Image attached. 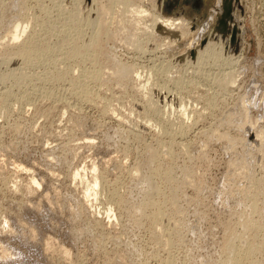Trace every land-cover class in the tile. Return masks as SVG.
<instances>
[{
  "label": "rangeland",
  "instance_id": "374dc122",
  "mask_svg": "<svg viewBox=\"0 0 264 264\" xmlns=\"http://www.w3.org/2000/svg\"><path fill=\"white\" fill-rule=\"evenodd\" d=\"M132 1L165 17L182 16L196 31L184 37L178 30L168 35L135 25L128 29L137 39L131 44L126 29L133 23L130 15L137 17L122 3L0 0V42H11L8 29L17 21L28 26L14 44L22 42L25 49L36 38L28 51L35 57L21 53L9 64L0 57V255L3 248L19 252L12 264H220L226 259L222 243L233 231L246 241L239 248L247 242L258 248L252 263L264 264V0H241V11L236 8L240 47L234 53L226 42L223 51L241 59L231 64L225 57H206L201 65L195 61L205 41L199 34L213 30L216 0ZM102 13L110 16L98 32ZM118 63L133 68L121 81L111 75ZM224 132L233 141L222 139ZM148 154L156 157L161 175L152 172ZM76 170L82 179L73 178ZM93 173L104 181L96 200L84 205ZM148 173L160 192H140L138 179ZM32 175L42 182L31 193ZM138 203L145 205L142 210ZM73 225L92 228L73 239Z\"/></svg>",
  "mask_w": 264,
  "mask_h": 264
},
{
  "label": "bare ground",
  "instance_id": "6f19581e",
  "mask_svg": "<svg viewBox=\"0 0 264 264\" xmlns=\"http://www.w3.org/2000/svg\"><path fill=\"white\" fill-rule=\"evenodd\" d=\"M78 1V0H77ZM80 1V0H79ZM93 1H95V0H93ZM106 1H108L109 3H110V5H114L116 2H117V4L118 3H122L123 5H125V6H127V11H128V13L129 14H133L134 16H136L137 17V19L135 20V18H132V15H130L131 16V21H133V23L131 24V25H128V27H127V29L126 30H131V31H133L134 30V28H135V25H136V27L137 28H140V25L142 24V26H143V28H145L146 30H149V31H151V32H154L155 33V30H157V29H159V30H163L164 32L166 31H168V32H170L171 33V31L172 30H178L179 31V33L182 35V36H184V35H188L189 33H191V35H192V33L194 32V31H196V30H191L190 29V22H189V20L188 19H184L182 16H175V17H165V16H162L160 13H158L157 11H156V13L155 12H151L149 9H147V8H145L144 6H142V5H140V4H138V3H134L132 0H106ZM155 0H153V3L155 4V2H154ZM222 1L223 0H216L215 1V4L213 5V8H212V14H211V18L210 17H208V18H210V19H212L213 20V18H214V21L216 22V20H217V18H218V16H220L221 15V13H222ZM244 1V0H243ZM56 2V1H55ZM76 2V1H75ZM152 2V1H151ZM72 3V2H71ZM79 3V2H78ZM100 3V2H99ZM99 3H97V4H99ZM160 3H161V1H160ZM232 6H233V8H232V18H231V20L230 21H227V26H228V28L229 29H232V28H235L236 29V37H237V42H236V46H237V48H236V51L234 52V53H237L238 52V50H239V47H240V38H239V34L240 35H242V33H243V27H242V23H241V21H242V19L239 17L238 18V12H236L237 11V9H239L240 11H241V0H233L232 1ZM253 3V2H252ZM95 4V3H94ZM152 4V3H151ZM57 5V4H56ZM79 5V4H78ZM77 5V6H78ZM116 5V4H115ZM153 5V4H152ZM160 5V4H159ZM253 5V4H252ZM251 5V6H252ZM58 6V5H57ZM76 6V7H77ZM95 6H96V4H95ZM151 6V5H150ZM154 6V5H153ZM59 7V6H58ZM148 7V6H147ZM152 7V6H151ZM150 7V8H151ZM243 7V6H242ZM93 8V7H92ZM94 8H96V10L95 11H97V6L96 7H94ZM154 8V7H153ZM237 8V9H236ZM253 8V7H252ZM112 8H110V10H111ZM248 9V8H247ZM264 9V8H263ZM91 10V9H90ZM154 11H155V9H154ZM98 12V11H97ZM253 12V11H252ZM96 14V13H95ZM108 14V13H107ZM104 16V20H101L102 19V17ZM107 16H110V14L109 15H107ZM107 16L106 15H104V13H102V14H99V20L97 21V23H98V28H97V31H98V29L99 30H102V28L104 27L103 25H104V21H105V19H107ZM112 16V15H111ZM148 17L149 19V21H150V23L149 24H147L146 23V21H148V20H145L144 18L145 17ZM97 17V16H96ZM89 18V17H88ZM109 20V19H108ZM61 21V20H60ZM88 21V20H87ZM208 22V21H207ZM88 23V22H87ZM105 24H106V22H105ZM212 24V23H211ZM81 25V24H80ZM91 25H93V24H91ZM113 25V24H112ZM207 25V24H206ZM27 26H28V22H19V21H17V22H14L12 25H11V27L8 29V34H9V37H8V39L9 40H11V42H9V43H6V44H4V42H0V57H2L1 59H2V62H5L6 61V63L5 64H9L10 62H13L14 61V59L15 58H17L18 57V55L19 54H21V53H24L27 57H35V55L33 54V53H30V52H28V51H32L35 47H36V38L35 37H32L31 39H30V41L28 42V44L26 45V48L25 49H23L22 48V42L21 43H19V44H14L13 42H17V40H19L20 38H21V35L23 34V32H25V30H26V28H27ZM88 26V25H87ZM96 26V25H95ZM121 26H123V28L125 27L124 25H121ZM210 26V25H209ZM118 27V26H117ZM194 27V26H193ZM112 28V27H111ZM203 28V27H202ZM124 29V31H126ZM194 29V28H193ZM201 29V28H200ZM200 29H199V31H200ZM63 30V29H62ZM61 30V31H62ZM93 30V29H92ZM95 30V29H94ZM106 31H105V33H106V35L109 37V35H111L112 33H110V34H108V32H107V29H105ZM128 30V31H129ZM63 31H65V29L63 30ZM67 31V30H66ZM81 31V30H80ZM118 31V30H117ZM241 31V32H240ZM99 32V31H98ZM111 32V31H110ZM167 32V33H168ZM61 33H64V32H61ZM66 33V32H65ZM64 33V34H65ZM69 33V32H68ZM83 33V32H82ZM92 33V32H91ZM91 33L89 34V35H91ZM198 33V32H197ZM52 34V32L50 33V35ZM77 34V33H76ZM128 34V36L129 37H131L132 39H131V44L133 43V42H136L137 41V39H136V37H134V35L135 34H133V32L131 33L130 31H129V33H127ZM130 34V35H129ZM147 34V33H146ZM54 35V34H53ZM78 35V34H77ZM85 35V34H84ZM97 32L96 33H94V35L91 37V39H90V45H92V44H95V42L97 41L96 39H97ZM106 35H104V36H106ZM113 35V34H112ZM116 35V34H115ZM125 35V34H124ZM168 35H169V33H168ZM167 35V36H168ZM180 35V36H181ZM218 36L220 39H222L223 41H220V39H218L216 36ZM58 36V35H57ZM117 36V35H116ZM119 36V35H118ZM150 36V35H149ZM186 36H184V37H186ZM199 36H200V38H204L205 39V41H204V43L200 46V47H198V45H199V43H198V45H197V50H196V52H195V61H196V63L199 65H201V62L202 61H204L203 59L204 58H206V57H216L217 59L218 58H223V57H225L228 61H230L231 60V64H233V60L235 61V60H237V59H239V57L240 56H238V57H236V58H232V57H230L229 55H227L226 56V54L224 53V51H223V46H224V43H228L229 44V47H230V49L232 50V51H234L235 49H234V45L230 42V39H229V34H226V36L224 37V38H222L221 37V35L217 32V31H211V28L209 27V29H205V30H202V31H200V34H199ZM47 37V36H46ZM50 37V36H49ZM49 37H48V39H49ZM54 37V36H53ZM75 37H77V36H75ZM74 37V38H75ZM128 37V38H129ZM198 37V36H197ZM70 38V37H69ZM68 38V39H69ZM72 38V37H71ZM117 38V37H116ZM127 38V37H126ZM149 38H151V37H149ZM165 38V37H164ZM203 38H202V40H203ZM215 38H217V39H215ZM56 39V38H55ZM54 39V40H55ZM103 39V38H102ZM105 39V38H104ZM130 39V38H129ZM52 40V39H51ZM128 40V39H127ZM165 40H166V38H165ZM201 40V39H200ZM201 40V41H202ZM50 41V40H49ZM151 41H153V40H151ZM164 41V40H163ZM167 41V40H166ZM229 41V42H228ZM173 42V41H172ZM191 42V41H190ZM189 42V43H190ZM197 42V41H196ZM124 43V42H123ZM245 43V42H244ZM153 44H154V42H153ZM165 44V43H164ZM139 45V44H138ZM196 45V44H195ZM149 46V45H148ZM127 47V46H126ZM150 47V46H149ZM164 47V46H163ZM47 48H49V46H47ZM140 48V47H139ZM187 48H189V46L187 47ZM195 48V47H194ZM157 49V48H156ZM94 52H95V50H94ZM143 52V51H142ZM92 55H93V53H92ZM164 57V56H163ZM111 58V57H110ZM114 58V57H113ZM162 58V57H161ZM215 58V59H216ZM224 58V59H225ZM115 59V58H114ZM189 59V58H188ZM209 60H211L210 58H208ZM240 59H241V57H240ZM221 60H223V59H221ZM160 61V60H159ZM164 61H165V59H164ZM167 61V60H166ZM216 61V60H215ZM219 61V60H218ZM226 61V60H225ZM224 61V62H225ZM238 61V60H237ZM117 62V61H116ZM162 62V61H161ZM190 62V61H189ZM193 62V61H192ZM200 62V63H199ZM208 62V61H207ZM213 62V61H212ZM220 62H223V61H220ZM223 62V63H224ZM234 63H236V62H234ZM238 63V62H237ZM196 64V65H197ZM227 64V63H226ZM188 65V64H187ZM189 66H190V64H189ZM196 67V66H195ZM132 67L130 66H127V65H125V64H121V63H118V64H116L115 65V68H114V71L111 73V75L116 79V80H122V79H124L127 75H130V72H132L133 70V68L131 69ZM152 70H154V69H152ZM158 70V69H157ZM112 71V70H111ZM163 71V70H162ZM161 71V72H162ZM6 73V72H5ZM99 73V72H98ZM154 73V72H153ZM230 73V72H229ZM3 74V73H2ZM83 74V73H82ZM90 74H92L91 72H90ZM155 74V73H154ZM98 75V74H97ZM227 75V74H226ZM86 76H87V74H86ZM91 76V75H90ZM105 76V75H104ZM111 76V77H112ZM5 76L4 75H1L0 74V79L2 80V78H4ZM92 77H95L94 76V74H93V76ZM153 77H155V75H153ZM156 78V77H155ZM93 79V78H92ZM158 79V78H157ZM234 78H232V80H233ZM227 80V79H226ZM235 80V79H234ZM87 81V80H86ZM100 81V80H99ZM175 81H177V80H175ZM229 81H230V79H229ZM116 82V81H115ZM172 82V81H171ZM174 82V81H173ZM226 82V81H225ZM224 82V83H225ZM232 82V85H234L233 84V82L234 81H231ZM229 82H228V80H227V84H228ZM86 84V83H85ZM174 84V83H173ZM176 84H178V81H177V83ZM176 84H174L175 86H176ZM79 85V84H78ZM77 85V86H78ZM228 85H230V84H228ZM118 86V85H117ZM125 86V85H124ZM231 86V85H230ZM119 87V86H118ZM174 87V86H173ZM177 87V86H176ZM78 88V87H77ZM81 88V87H80ZM84 88H86V87H84ZM89 89V88H88ZM122 89V88H121ZM123 90V89H122ZM127 90V89H126ZM81 91H82V89H81ZM86 91V90H85ZM132 91V90H131ZM73 92V91H72ZM75 92V91H74ZM77 92V91H76ZM88 93V92H87ZM97 93V92H96ZM244 93V92H243ZM74 94V93H73ZM76 95V94H75ZM85 95V94H84ZM91 95V94H90ZM246 95V94H245ZM242 96V95H241ZM243 96H244V94H243ZM241 98V97H240ZM249 98V97H248ZM244 99V98H243ZM76 100V99H75ZM82 100V99H81ZM148 100V99H147ZM151 100V99H150ZM249 100H250V98H249ZM240 101V100H239ZM240 102H242L243 103V101L241 100ZM251 102V101H250ZM150 103V102H149ZM148 103V104H149ZM211 105H212V103H211ZM210 105V106H211ZM240 105V104H239ZM149 107V106H148ZM151 108V107H150ZM154 108V107H153ZM153 108H151V109H153ZM239 108H241V107H239ZM144 109V108H143ZM147 109V108H146ZM209 109H211V108H209ZM243 108H241V110H242ZM145 110V109H144ZM143 110V111H144ZM245 110V109H244ZM148 112V111H147ZM157 111H155L153 114H155ZM229 113H230V111H228ZM237 111H235V113H236ZM239 112V111H238ZM151 113V112H150ZM149 113V114H150ZM229 113H227L228 115H229V117H230V115H231V113H234V111H232L230 114ZM240 113V112H239ZM242 113H243V111H242ZM241 113V114H242ZM79 114V113H78ZM145 114V113H144ZM184 114H186V117H187V112H184ZM238 114V113H237ZM237 114H236V116H237ZM240 114V115H241ZM244 114H246V117H248L247 115V112L245 113V111H244ZM244 114H243V116H244ZM157 114H155V116H156ZM224 115H226V114H224ZM233 115V114H232ZM231 115V116H232ZM45 116V115H44ZM233 117V116H232ZM231 117V118H232ZM245 117V116H244ZM48 118V117H47ZM77 118V117H76ZM85 118V117H84ZM191 118V117H190ZM240 118H242L241 116H240ZM249 118V117H248ZM248 118H246L247 120H248ZM187 119H189V118H187ZM245 119V120H246ZM241 120V119H240ZM86 121V120H85ZM242 121L243 120H241V124H242ZM78 122V121H77ZM240 122V121H239ZM247 121H245V123H246ZM253 122V121H252ZM248 123V122H247ZM247 123H246V125H247ZM249 123H250V121H249ZM248 123V124H249ZM75 124V123H74ZM77 124V123H76ZM240 123H238V125H239ZM254 124H255V122H254ZM254 124L252 125V126H254ZM245 125V124H244ZM82 126V125H81ZM164 126V125H163ZM240 126V125H239ZM195 127V126H194ZM79 128V127H78ZM204 128V127H203ZM116 130V129H115ZM178 130V129H177ZM184 130V129H183ZM73 131V130H72ZM182 131V130H181ZM198 131V130H197ZM202 130H200V132H201ZM257 131V130H256ZM76 132V131H75ZM114 132V131H113ZM118 132V131H117ZM177 132V131H176ZM246 132V131H245ZM73 133V132H72ZM78 133V132H77ZM182 133V132H181ZM206 133V132H205ZM223 133V132H222ZM222 133H219V134H222ZM237 133V132H236ZM248 133V132H247ZM259 133H260V131L259 132H257L256 133V138H260L259 136ZM117 134V133H116ZM176 134V133H175ZM204 134V133H203ZM202 134V135H203ZM250 134V133H249ZM180 135V134H179ZM223 135V136H222ZM222 135H219V138H220V136H222V139H224V137H227L228 135L226 134V136H225V132H224V134H222ZM245 135V134H244ZM74 136V135H73ZM114 136V135H113ZM121 136V135H120ZM179 137V136H178ZM248 137V136H247ZM108 138V137H107ZM110 138H111V136H110ZM109 138V139H110ZM113 138V137H112ZM121 138V137H120ZM119 138V139H120ZM238 138V137H237ZM182 139V138H181ZM221 139V138H220ZM227 139V138H226ZM229 139H231V138H229V136H228V140ZM240 139V138H239ZM247 139V138H246ZM173 140V139H172ZM180 140V139H179ZM225 140V139H224ZM227 140V142H232L233 141V139H231L230 141H228ZM242 140V139H241ZM260 140V139H259ZM223 141V140H222ZM235 141V140H234ZM244 141H245V139H244ZM247 141V140H246ZM263 141V140H262ZM113 142V141H112ZM227 142L225 141V143H226V145H227ZM247 142H249V141H247ZM116 143V142H115ZM176 143V142H175ZM178 143V142H177ZM181 143V142H180ZM234 143V145L236 144L235 142H233ZM233 143H228V144H230V146L233 144ZM60 144V143H59ZM264 144V142H262V144H261V146ZM61 145V144H60ZM63 145V144H62ZM186 145V144H185ZM5 146H7V145H4V147ZM58 146V145H57ZM182 146V145H181ZM223 147H224V145H223ZM232 147V146H231ZM230 147V148H231ZM263 147V146H262ZM53 148V147H52ZM226 148V147H225ZM227 148H228V146H227ZM234 148V147H233ZM7 149H9V148H7ZM65 149V148H64ZM185 149H186V147H185ZM262 149V148H261ZM52 150V149H51ZM50 150V151H51ZM126 150V149H125ZM59 151V150H58ZM65 151V150H64ZM127 151V150H126ZM153 151H155V150H153ZM187 151V150H186ZM232 151V150H231ZM151 152H152V150H151ZM50 153V152H49ZM70 153V152H69ZM48 154V153H47ZM52 154V153H51ZM63 154V153H62ZM149 154H151V153H149ZM147 155V156H150V155ZM54 155V154H53ZM64 155H66V154H64ZM64 155H62V156H64ZM152 155H155V152L152 154ZM157 155V154H156ZM145 156V155H144ZM56 157H58V156H56ZM61 157V156H60ZM67 156H65V158H66ZM150 157H152L151 159H149V161H148V159H146L151 165L153 164V162H154V160L156 159V157H154V156H150ZM155 159H154V158ZM148 158V157H147ZM159 158V157H158ZM63 159V158H62ZM165 159V158H164ZM64 160V159H63ZM62 160V161H63ZM236 160V159H235ZM58 161V160H57ZM61 161V162H62ZM66 161V160H65ZM69 161H70V159H69ZM115 161V160H114ZM118 161V160H117ZM157 161H158V159H157ZM56 162V161H55ZM155 162H156V160H155ZM160 161H158V163H159ZM58 163V162H57ZM114 163V162H113ZM157 163V164H158ZM68 164V163H67ZM66 164V165H67ZM70 164V163H69ZM160 164V163H159ZM110 165H111V163H110ZM141 165V164H140ZM146 165H148V166H146ZM144 164V167L146 166L148 169H149V164L147 163V164ZM69 166V165H68ZM109 166V165H108ZM153 166H154V164H153ZM157 166V165H156ZM160 166H161V164H160ZM159 166V167H160ZM116 167V166H115ZM121 167V166H120ZM140 167V166H139ZM151 167V166H150ZM155 167V166H154ZM99 168V167H98ZM109 168V167H108ZM113 168V167H112ZM157 168H158V166H157ZM157 168L155 167L154 169L151 167V171H152V169H153V173L155 174V173H158V170H157ZM161 168V167H160ZM159 168V169H160ZM69 169V168H68ZM93 169V171L95 172L96 171V168H95V165H94V167L92 168ZM102 169V168H101ZM128 169V168H127ZM138 169V168H137ZM70 170V169H69ZM115 170V169H114ZM129 170V169H128ZM147 170V169H146ZM148 171V172H151V171ZM161 170V169H160ZM74 171V170H73ZM109 171V170H108ZM111 171V170H110ZM113 171V170H112ZM143 171V170H142ZM145 171V170H144ZM168 171V170H167ZM71 172V171H70ZM101 172V171H100ZM124 172H127V171H124ZM164 172V171H163ZM165 172H166V169H165ZM2 173V172H1ZM88 173H89V171H88ZM110 173V172H109ZM145 173V172H144ZM73 174V178L75 179V178H80V179H82V177H81V173L80 172H78L77 170H76V172H73L72 173ZM143 174V173H142ZM150 174L151 173H148V174H144V175H142L139 179H138V186L141 188V193L144 191H153V190H156V191H158V192H160L159 191V189L160 188H157L155 185H153V179L151 180V176H150ZM158 174H160L161 175V173L159 172ZM34 175V174H33ZM30 176L31 178V183H30V185L27 187V189L29 190V192L31 191V193H32V190H33V186H38V187H40V185H41V182L38 180V179H36L34 176ZM92 175H95L94 173L92 174ZM97 175V174H96ZM95 175V177H93L94 178V180L92 181V183H90V184H88V185H86L85 186V188H84V192H83V203H84V205H86L85 203H88V202H90V204H92L91 203V201H92V199L94 198V200H96V194L98 193V187L103 183V176L102 177H99V176H96ZM140 175V174H139ZM153 175V174H152ZM156 175V174H155ZM166 175V174H165ZM108 176V175H107ZM131 176V175H130ZM264 177V176H263ZM259 178V177H258ZM128 180V179H127ZM132 181V180H131ZM130 181V182H131ZM258 181H261V180H258ZM263 181V180H262ZM1 182V181H0ZM51 182V181H50ZM153 182V183H152ZM4 183V182H3ZM28 184H29V182H27ZM46 183V182H45ZM136 183V184H137ZM50 184V183H49ZM53 184V183H52ZM105 184V183H104ZM132 184V183H131ZM15 185V184H14ZM13 185V186H14ZM106 185V184H105ZM104 185V186H105ZM112 185V184H111ZM121 185H123V184H121ZM127 185V184H126ZM129 185V184H128ZM135 185V184H134ZM16 186V185H15ZM14 186V187H15ZM55 186V185H54ZM54 186H51L52 188L54 187ZM130 186V185H129ZM128 186V187H129ZM164 186V185H163ZM56 187V186H55ZM83 187V186H82ZM123 187V186H122ZM127 187V186H126ZM159 187V186H158ZM35 188V187H34ZM137 188V187H136ZM113 189V188H112ZM121 189V188H120ZM165 189V188H164ZM35 190V189H34ZM34 190H33V192H34ZM106 190H108V189H106ZM115 190H116V187H115ZM128 190V189H127ZM101 191V190H100ZM103 191V190H102ZM119 191V190H118ZM130 191V190H129ZM138 191V192H139ZM54 192V191H53ZM116 192V191H115ZM4 193V192H3ZM28 193V192H27ZM57 193V192H56ZM124 193V192H123ZM26 194V193H25ZM61 194V193H60ZM129 194V193H128ZM1 195V194H0ZM41 195V194H40ZM53 195V194H52ZM69 195V194H68ZM115 195V194H114ZM125 195V194H124ZM130 195V194H129ZM128 195V196H129ZM144 195V194H143ZM162 195V194H161ZM82 196V195H81ZM112 196V195H111ZM117 196H119V195H117ZM123 196V195H122ZM137 196V195H136ZM152 196V195H151ZM163 196V195H162ZM27 197V196H26ZM29 197V196H28ZM27 197V198H28ZM58 197V196H57ZM109 197V196H108ZM120 197V196H119ZM154 197V196H153ZM152 197V198H153ZM43 198H45V197H42V199ZM127 198V197H126ZM151 198V199H152ZM171 198V197H170ZM173 198V197H172ZM58 199V198H57ZM70 199V198H69ZM121 199V198H120ZM122 199H123V197H122ZM148 199V198H147ZM44 200V199H43ZM79 200V199H78ZM81 200V201H82ZM107 200V199H106ZM115 200V199H114ZM110 201V200H109ZM120 201V200H119ZM147 202H148V200H146ZM145 201V203H147ZM152 201V200H151ZM154 201V200H153ZM74 202V201H73ZM77 202V201H76ZM115 202V201H114ZM117 202V201H116ZM115 202V203H116ZM126 202H127V200H126ZM129 202V201H128ZM63 203V202H62ZM65 203V202H64ZM70 203V202H69ZM68 203V204H69ZM82 203V204H83ZM134 203V202H133ZM142 203V202H141ZM155 203V202H154ZM161 203V202H160ZM76 204V203H75ZM120 204V203H119ZM118 204V205H119ZM124 204V203H123ZM139 204V203H138ZM147 204H152L151 202H148ZM146 204V205H147ZM71 205V204H70ZM111 204H109V206H110ZM154 205V204H153ZM152 205V206H153ZM158 205H160V204H158ZM79 206V205H78ZM117 206V205H116ZM124 206V205H123ZM130 206V205H129ZM145 206V205H144ZM142 204H139L138 205V207L136 208V209H138V210H142L143 209V207H144ZM151 206V207H152ZM156 206V205H155ZM64 207V206H63ZM66 207H67V205H66ZM91 207H92V205H91ZM71 208V207H70ZM94 208V207H93ZM121 208V207H120ZM129 208V207H128ZM148 208V207H147ZM153 208V207H152ZM158 208V207H157ZM156 208V209H157ZM160 208V207H159ZM77 209V208H76ZM84 209V208H83ZM127 209V208H126ZM174 209H176L175 207H174ZM86 210H87V208H86ZM85 210V211H86ZM108 210V209H107ZM113 210V209H112ZM130 210V209H129ZM146 210V209H145ZM172 210V209H171ZM105 211V210H104ZM136 211V210H135ZM151 211V210H150ZM173 211V210H172ZM79 212V211H78ZM110 212V210H108L107 211V216L110 218L111 216H113V214H110L109 213ZM117 212V211H116ZM122 212V211H121ZM156 212V211H155ZM157 212H158V210H157ZM174 212V211H173ZM130 213V212H129ZM141 213V212H140ZM144 213V212H143ZM146 213V212H145ZM158 213H161V212H158ZM158 213H155V214H158ZM172 213V212H171ZM71 214V213H70ZM86 214V213H85ZM134 214V213H133ZM133 214H132V216H133ZM139 214V213H138ZM169 214V213H168ZM131 215V214H130ZM154 215V214H153ZM162 215V214H161ZM166 215H167V213H166ZM242 215H243V213H242ZM71 216V215H70ZM88 216V215H87ZM96 216V215H95ZM164 216V215H163ZM77 217H78V215H76L75 216V218H76V220H77ZM82 217V216H81ZM80 217V218H81ZM97 217V216H96ZM141 217V216H140ZM146 217V216H145ZM156 218H157V216H155ZM167 217V216H166ZM116 218V217H115ZM154 218V217H153ZM173 218V217H172ZM238 218H240V217H238ZM83 219V218H82ZM89 219V218H88ZM129 219V218H128ZM130 219H132V218H130ZM174 219H176V218H174ZM75 220V219H74ZM119 220V219H118ZM137 220H139V219H137ZM156 220V219H155ZM178 220V219H177ZM239 220V219H238ZM90 221V220H89ZM150 221V220H149ZM158 221V220H157ZM241 221V220H240ZM84 222V221H83ZM91 222V221H90ZM117 222V221H116ZM118 222H120V221H118ZM137 222V221H136ZM161 222V221H160ZM171 222V221H170ZM174 222V221H173ZM178 222V221H177ZM77 223V222H76ZM92 223V222H91ZM126 223V222H125ZM128 223V222H127ZM139 223V222H138ZM241 223V225H242V227L243 228H249V226H248V224L246 223V222H244V221H242V222H240ZM5 228L4 229H7V221H5ZM69 224V223H68ZM75 224V223H74ZM79 224V223H78ZM153 224V223H152ZM85 225H86V222H85ZM133 225V224H132ZM131 225V226H132ZM162 225V224H161ZM174 225V224H173ZM27 226V228L30 230V232L31 233H33V231L31 230V228L28 226V225H26ZM76 226H80V225H76ZM76 226H74L73 225V227H72V229H71V234H73V236H72V238L73 237H75L76 238V235H79V234H81V233H86L87 231H89L90 230V228H92V226L89 228V227H85L84 229H79L78 227H76ZM136 226V225H135ZM94 227V226H93ZM137 227V226H136ZM165 227V226H164ZM175 227V226H174ZM70 228H71V226H70ZM98 228H99V226H98ZM160 228H162V226L160 227ZM170 228V227H169ZM225 228V227H224ZM227 228V227H226ZM158 229V228H157ZM228 229V228H227ZM122 230V229H121ZM8 231V230H7ZM149 232H150V229L148 230ZM160 231V230H159ZM165 231H167V230H165ZM164 231V232H165ZM169 231V230H168ZM91 232V231H90ZM95 232V231H94ZM97 232V231H96ZM105 232V231H104ZM124 232H126V231H124ZM155 232V231H154ZM153 232V233H154ZM172 232V231H171ZM128 233V232H127ZM152 233V234H153ZM158 233V232H157ZM226 233V232H225ZM92 234V233H91ZM97 234V233H96ZM114 234V233H113ZM116 234V233H115ZM120 234V233H119ZM124 234V233H123ZM130 234V233H129ZM243 234V233H242ZM89 235H90V233H89ZM125 235V234H124ZM245 235V234H244ZM248 235V234H247ZM86 236V235H85ZM91 236V235H90ZM94 236V235H93ZM99 236V235H98ZM102 236V235H101ZM106 236V235H105ZM104 236V237H105ZM107 236H110V235H108L107 234ZM120 236V235H119ZM134 236V235H133ZM154 236V235H153ZM77 237H79V236H77ZM92 237V236H91ZM154 237H156V236H154ZM103 238V237H102ZM119 239H120V237H118ZM132 238V237H131ZM166 238V237H165ZM74 239V238H73ZM77 239V238H76ZM98 239V238H97ZM109 240V239H108ZM113 240V239H112ZM126 240V239H125ZM131 240V239H130ZM157 240V239H156ZM98 241V240H97ZM116 241H117V239H116ZM115 241V242H116ZM105 242V241H104ZM111 242V241H110ZM120 242H121V240H120ZM223 242V241H222ZM97 243V242H96ZM101 243V242H100ZM107 243V242H106ZM130 243V242H129ZM95 244V243H94ZM110 244V243H109ZM124 244V243H123ZM131 244V243H130ZM222 244H224V248L226 249V255H225V260H224V262L225 263H230V264H253L252 263V260H251V258H252V256H253V252L254 251H256L258 248H256V245H254L253 246V244H251V243H249V242H247V246H245V248H239V247H243L245 244H246V241H245V239H244V237H243V235H236V233L234 232L233 233V231H232V233H230L229 235H228V237H226L225 238V242H223ZM221 244V245H222ZM92 245V244H91ZM132 245V244H131ZM258 245V244H257ZM94 246V245H93ZM103 246H104V243H103ZM124 246H125V244H124ZM130 246V245H129ZM135 246V245H134ZM95 247V246H94ZM99 247H101V246H99ZM99 247H98V249H99ZM105 247V246H104ZM116 247V246H115ZM223 247V246H222ZM263 247V246H262ZM0 248H2L1 246H0ZM113 248V247H112ZM111 248V249H112ZM120 248V247H119ZM223 248V249H224ZM96 249V248H95ZM97 249V250H98ZM103 249V248H102ZM106 249V248H105ZM114 249V248H113ZM3 251H2V253H1V255H0V264L1 263H3L2 261H4V260H10V264H12L13 262H16V260H17V258L20 256V253L19 252H13V253H11V251H9L7 248H3L2 249ZM117 250H118V248H117ZM132 251V250H131ZM225 251V250H224ZM263 251V250H262ZM63 252V251H62ZM94 252V251H93ZM129 252V251H128ZM99 253H101V252H99ZM113 253V252H112ZM123 253V252H122ZM133 253V252H132ZM68 254H69V252H68ZM122 255V254H121ZM129 255V254H128ZM119 256V255H118ZM109 257V256H108ZM115 257V256H114ZM113 257V258H114ZM120 257V256H119ZM133 257V256H132ZM123 258V257H122ZM141 258H142V256H141ZM146 258V257H145ZM110 259V258H109ZM112 259V258H111ZM140 259V258H139ZM144 259V258H143ZM118 260V259H117ZM121 260V259H120ZM124 260V259H123ZM131 260V259H130ZM133 260V259H132ZM79 261V260H78ZM251 261V262H250ZM80 262V261H79ZM123 262V261H122ZM127 262V261H126ZM131 262V261H130ZM171 262V261H170ZM224 262L222 263V264H224ZM117 263H119V262H117ZM121 263V262H120ZM162 263V262H161ZM166 263H167V261H166ZM215 264H216V262H214ZM219 263V262H218ZM220 263V264H221ZM42 264H45L44 263V261H43V263ZM78 264V263H77ZM168 264H169V262H168ZM183 264V263H182ZM188 264V263H187ZM209 264V263H208ZM211 264V263H210Z\"/></svg>",
  "mask_w": 264,
  "mask_h": 264
},
{
  "label": "water",
  "instance_id": "95a60500",
  "mask_svg": "<svg viewBox=\"0 0 264 264\" xmlns=\"http://www.w3.org/2000/svg\"><path fill=\"white\" fill-rule=\"evenodd\" d=\"M232 1L233 0H223L222 1V13L220 16H218L216 20V24L213 27V31H217L222 38L226 36V34H229L230 42L235 46L234 51H236V42H237V35H236V29L232 28L229 29L227 26V21H230L232 18Z\"/></svg>",
  "mask_w": 264,
  "mask_h": 264
}]
</instances>
